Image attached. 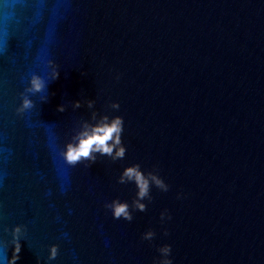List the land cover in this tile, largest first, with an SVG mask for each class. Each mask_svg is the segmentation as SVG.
<instances>
[{
  "label": "water",
  "instance_id": "1",
  "mask_svg": "<svg viewBox=\"0 0 264 264\" xmlns=\"http://www.w3.org/2000/svg\"><path fill=\"white\" fill-rule=\"evenodd\" d=\"M165 261L264 264V0H0V264Z\"/></svg>",
  "mask_w": 264,
  "mask_h": 264
},
{
  "label": "clouds",
  "instance_id": "2",
  "mask_svg": "<svg viewBox=\"0 0 264 264\" xmlns=\"http://www.w3.org/2000/svg\"><path fill=\"white\" fill-rule=\"evenodd\" d=\"M58 75L53 72V77ZM31 90L39 91L44 87V82L38 76H33L30 81ZM31 101L24 99L22 102L23 107H29ZM78 106V102H77ZM59 110H63V106H58ZM123 131V120L119 116L113 117L111 120L103 118L99 123L86 126L81 132H79L74 141H69L64 146L62 155L69 164H76L82 160L94 161L96 159L94 153L99 152L101 155H110L113 159L117 157H123L124 148L120 143V133ZM111 141V143H109ZM115 148V152L113 149ZM134 179L138 187V196L143 197L147 194L148 181L144 174L139 170L138 165H130L126 167L121 173L120 180L124 178ZM155 182L163 186L162 181L153 177ZM112 209L114 217L123 216L126 219H130V214L127 211V204L124 202L113 201L111 205H108ZM141 210H143V204H139ZM18 231V228L16 229ZM151 232L144 233V238H150ZM19 251L18 241L14 244V253ZM161 252L167 253L169 251L168 246H164L160 249ZM50 254L55 255V247L50 249ZM165 264H170L169 261H165Z\"/></svg>",
  "mask_w": 264,
  "mask_h": 264
}]
</instances>
